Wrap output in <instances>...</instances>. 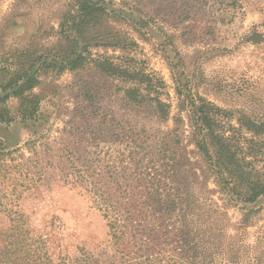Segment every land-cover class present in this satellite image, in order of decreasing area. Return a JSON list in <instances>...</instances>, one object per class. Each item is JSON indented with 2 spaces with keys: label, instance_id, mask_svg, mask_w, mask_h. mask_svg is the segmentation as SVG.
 Returning a JSON list of instances; mask_svg holds the SVG:
<instances>
[{
  "label": "rangeland",
  "instance_id": "374dc122",
  "mask_svg": "<svg viewBox=\"0 0 264 264\" xmlns=\"http://www.w3.org/2000/svg\"><path fill=\"white\" fill-rule=\"evenodd\" d=\"M91 1L103 11L87 16L81 0H0V150L18 148L27 166L0 176V233L17 211L53 262L83 252L106 261V220L80 187L93 182L89 167L118 171L123 154L153 166L183 198L212 199L220 207L235 199L224 210L236 222L244 187L226 186L239 196L219 190L195 143L202 140L214 154L195 107L217 108L214 117L234 135L238 151L264 169V0ZM79 54L87 60L72 69ZM102 58L151 78L141 103L126 97L128 82L96 67ZM29 75L36 81L21 107L13 91ZM156 99L166 115L155 109ZM249 120L259 130L241 125ZM38 168L41 174L30 173ZM100 175L98 184H113ZM258 204L264 207V196Z\"/></svg>",
  "mask_w": 264,
  "mask_h": 264
},
{
  "label": "trees",
  "instance_id": "16d2710c",
  "mask_svg": "<svg viewBox=\"0 0 264 264\" xmlns=\"http://www.w3.org/2000/svg\"><path fill=\"white\" fill-rule=\"evenodd\" d=\"M79 9L87 16L103 11L102 6L91 0H81ZM86 60L84 55H77L71 68L82 66ZM95 63L100 70L128 82L130 86L125 88V95L135 103H141L145 98V82L153 86L151 78L134 66H123L107 58ZM35 81L36 78L29 75L13 91V94L21 97V107L26 98L24 92L30 90ZM154 106L160 116L166 115L165 104L156 99ZM22 110L25 116L32 113L27 109ZM195 111L200 127L206 130L214 146V154H209L202 140L197 139L195 143L207 157L219 190L224 193L229 191V196H239V191L233 187L228 190L226 186L234 183L244 187V197H240L244 203L239 208L240 219L231 223V218L224 210L235 207V199L227 197L220 207L212 199L198 201L183 198L178 189L165 180L167 177L153 166L142 167L132 155L123 154L119 158L123 164L118 171L107 169L100 173L89 167L86 176L92 178L93 182L80 187L106 220L111 249L106 261L83 252L75 260L63 256L53 262L45 241L33 239L23 215L14 211L15 215L8 216L6 231L0 233V264H73V261L75 264H264V207L258 204L264 196V169L254 167L246 159V153L241 149L238 151L234 135L227 134L228 129L214 117L217 108L203 102L195 107ZM241 125L252 131L259 130L260 126L251 120ZM97 142L100 144L103 138ZM18 150L7 147L0 150L2 178L11 169L18 172L19 168H27L22 161L23 154H15ZM34 163L37 164L38 159ZM33 168H37V165ZM30 173L41 174V169ZM102 173L114 180L113 184H98L99 181H94L102 179L95 177ZM119 178L123 181H116ZM16 180L14 177L12 183L17 185ZM229 225L237 226L239 231L227 233L226 227ZM251 226H257V229L248 234L246 229Z\"/></svg>",
  "mask_w": 264,
  "mask_h": 264
},
{
  "label": "water",
  "instance_id": "95a60500",
  "mask_svg": "<svg viewBox=\"0 0 264 264\" xmlns=\"http://www.w3.org/2000/svg\"><path fill=\"white\" fill-rule=\"evenodd\" d=\"M0 133H1V130H0Z\"/></svg>",
  "mask_w": 264,
  "mask_h": 264
}]
</instances>
